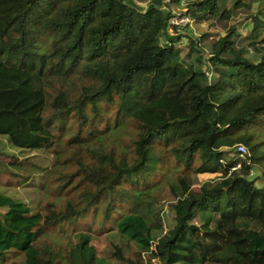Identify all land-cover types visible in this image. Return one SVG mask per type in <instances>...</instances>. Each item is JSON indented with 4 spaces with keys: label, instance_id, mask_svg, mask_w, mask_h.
<instances>
[{
    "label": "trees",
    "instance_id": "trees-1",
    "mask_svg": "<svg viewBox=\"0 0 264 264\" xmlns=\"http://www.w3.org/2000/svg\"><path fill=\"white\" fill-rule=\"evenodd\" d=\"M250 10L191 0L183 16L245 11L247 32L187 37L183 57L160 0H0V137L54 154L47 187L64 197L34 212L0 194V264H264V13ZM37 170L0 161L19 184ZM193 174L218 177L194 191Z\"/></svg>",
    "mask_w": 264,
    "mask_h": 264
},
{
    "label": "rangeland",
    "instance_id": "rangeland-1",
    "mask_svg": "<svg viewBox=\"0 0 264 264\" xmlns=\"http://www.w3.org/2000/svg\"><path fill=\"white\" fill-rule=\"evenodd\" d=\"M140 7H145L150 2V0H135ZM171 0H160V5L163 6V9L169 10L172 15L183 16V13H186L187 4L191 0H183L179 4H171ZM235 0H219L220 11L229 10ZM242 3L250 5V13H264V0H242ZM245 11H235L231 14V19L225 22H216V21H207V22H194L189 16H185L189 19V22L183 26L177 27L178 29L172 30L171 35H181L183 36L182 43L179 46L182 56L188 53V39L187 37L198 38L202 35L209 34V39H216L217 36H222L224 34V26L231 25L235 26L242 34H246V25L244 22ZM191 62V59L189 60ZM193 61V60H192ZM195 65H198L197 62H194ZM199 66L204 70V63H200ZM0 152L4 156H0V161L3 163H8L11 156L16 157L19 161H28L38 168L35 171V174L28 181L27 184H19L16 180L12 178L7 173L0 172V194H4L11 198L20 200L26 204L32 211L37 212L43 209L44 205L50 203L53 207H61L63 205L64 197L56 196L52 193L51 188H48L49 184L48 179L54 173V166L56 164V156L51 152L46 151H19L14 149L5 137H0ZM35 169V168H34ZM252 177L255 176V173L252 172ZM192 185L191 190L198 191L202 183L213 180L218 177V174H197L192 175ZM258 186H264V179L257 181ZM167 200L169 198H164L162 202V219L165 225L171 226L173 224V212L167 205ZM89 224H93L91 219H88ZM96 227V226H94ZM67 231V230H64ZM71 231V230H68ZM51 235V234H50ZM100 249L107 248V243H103ZM6 264H12L14 259L13 256H9L6 260Z\"/></svg>",
    "mask_w": 264,
    "mask_h": 264
},
{
    "label": "built area",
    "instance_id": "built-area-1",
    "mask_svg": "<svg viewBox=\"0 0 264 264\" xmlns=\"http://www.w3.org/2000/svg\"><path fill=\"white\" fill-rule=\"evenodd\" d=\"M189 22V19L185 16H176L170 19L169 26L171 27H179L187 24ZM236 151L239 153V155L246 154V150L243 146H238L236 148Z\"/></svg>",
    "mask_w": 264,
    "mask_h": 264
}]
</instances>
